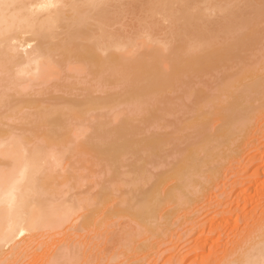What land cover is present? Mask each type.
<instances>
[{"label":"bare ground","instance_id":"obj_1","mask_svg":"<svg viewBox=\"0 0 264 264\" xmlns=\"http://www.w3.org/2000/svg\"><path fill=\"white\" fill-rule=\"evenodd\" d=\"M115 1L121 2L116 5L119 9L124 0H0V106L6 105L7 96L11 95L8 93L9 90L13 95L14 93L25 95L29 91L32 92L30 88L34 85L46 86L48 82L55 83L63 75L74 78L90 76L89 80L93 79L98 83L96 87L99 91L110 90L109 86L116 89L114 85L117 83L118 88L122 85L124 91L122 94L126 99L122 102L126 103L123 109H120L121 106L118 107L119 102L115 98L118 104L105 102L106 98L115 96L110 91L109 95L105 93L104 97H101L102 95L96 97L104 98L105 101L98 100L87 104L90 106L86 107V111L92 118L94 117L92 115L109 114L110 121L115 122V125L105 121L110 125L105 126L104 122L96 121L95 117L92 126L84 123V120L75 121L71 125L69 122L64 125L60 120H55L54 123L59 129L69 128L67 132L64 130L66 136L53 138L49 134H43L45 136L42 137L40 145L35 143L36 139L41 137L39 135L33 141L25 139L26 136L19 133H0V264H20L21 261H28L30 258L26 257L29 256L33 242L37 241L35 248L32 249L34 253L42 250L46 243L43 238L51 239L59 235H62V238L54 240L55 243L48 248L49 251H44L39 258L32 259L35 260L34 264H144L146 257L129 263L128 261L133 260V257L145 249L151 252L153 245L150 243L156 242L154 240L150 242L151 238L159 239L167 235L178 221L174 216H178V219L192 220L191 218L197 216L199 210L204 208L202 206L198 208L200 204L214 208L223 206L224 202L228 203L224 201L228 198L225 195L228 196L231 191L236 192L235 189L232 190L236 188L235 184L228 189L225 187L228 193L220 186L223 194L218 195L224 196H221L222 198L217 196L216 200L214 196L215 201L220 198L218 204L212 199L213 204H208L210 201L208 194L212 190H217L225 171L230 169L232 164H238L237 160L241 161L243 154H248L246 148L249 145L246 143L254 136L252 127L256 124V118L264 115V0H153L152 4L148 0L144 6L141 1L138 3L145 8L148 7L152 14L150 16H157V20L152 17L149 25L145 24L146 19L138 23L143 27L135 34L126 30V24L124 28L127 32L120 26L126 34L116 33L113 32L115 29H110L115 27L114 24L111 25L116 11L111 10L113 8L111 5ZM127 1L123 3L125 8L129 9ZM141 7L138 12L142 11ZM135 8L136 6L133 11ZM145 8L143 13L146 14L149 11ZM127 9L128 15L130 10ZM120 12L122 13L121 10ZM212 14L215 15L214 18L209 17ZM133 16L131 15L135 18ZM119 17L116 24L122 21V17L121 20ZM73 18L76 20L79 18L77 21L74 19L77 23L75 26L66 22L70 20L72 23ZM141 18L142 16L140 21ZM85 19L90 22L85 24L81 22L86 21ZM159 30L162 31L163 39L158 36ZM261 40L263 41L262 46L259 45L261 51H256L261 55L258 59L253 56V60L250 61L252 52L255 54ZM54 41L56 44L51 46L50 43ZM57 50H59L57 55L62 51L59 56L56 55ZM220 67L224 69L227 67L229 69H226L227 71L236 67V72L232 70L234 73L231 71L233 74L228 75L227 71L223 70L227 77L219 79L222 84L217 88V93L204 94L206 104L201 102V105L207 107L205 106L206 109L198 107L205 109L203 112L197 108L202 116L198 115L204 117L203 122L192 121V115L188 118L191 119L188 121L189 124L199 123L198 129H195L196 141H191L194 144L187 147L185 144L188 137L184 135L186 139L176 143L184 142L185 147L182 144L179 146L175 141L173 144L177 137L183 138L177 133L182 135L180 131L186 129L184 126L182 129L176 126L180 121L175 122L177 117H174V114H180L178 109L181 110L182 107L187 108L185 103H189V98L192 100L201 96L198 92H201L202 88H194L193 84L199 85V82L202 84L205 80L203 75H209ZM218 73L213 76L217 77ZM213 76L212 82L209 80V85L208 82L205 84L208 87L204 86L203 91L209 90L214 82ZM194 78H198V82ZM224 79L226 81H223ZM217 83L215 82L216 86L213 88L216 89ZM59 90L64 89L57 91ZM212 90L214 93V89ZM169 91L176 92L173 93L176 95ZM178 91H182L181 95L177 94ZM87 94L93 95L88 92ZM119 94L116 96H120ZM122 98L121 100H125ZM175 98L179 100H177L179 104ZM118 99L120 100L117 97ZM103 107H106L105 113L101 112ZM192 108L196 107L192 104ZM98 110L101 113H97ZM74 111L78 114L77 110ZM39 113L43 114L39 119L45 121L43 116L54 112L44 110ZM68 113L72 115V112ZM30 114L28 111L22 112L20 121L27 122ZM80 115L82 117V114ZM166 115H172L173 118L169 119ZM76 116L74 117L77 118ZM137 117H141L139 120L144 124L143 127L134 123ZM167 127H171V131L159 130ZM90 129L95 134L94 140H104L102 142L104 148H100L98 143H94L86 136ZM191 130L187 131L192 133ZM142 131H145L144 136ZM187 131L184 132L188 133ZM173 133H176L177 137L175 134L173 136ZM140 134L142 136L138 137ZM168 134L170 136H167ZM171 143L173 147H170L171 149L166 147L165 150L164 146L169 144L171 146ZM181 147L183 148L180 149ZM155 150L159 152L170 150V153H166L168 158L169 156L172 158H169L170 164L167 163L173 165L170 169L167 170V166L165 168L160 166L162 164L164 166L167 161L161 159L165 157L164 152L162 156L155 153ZM260 151H264V146ZM168 158L166 157L167 160ZM70 159H75L80 165L71 166L65 162ZM254 160L252 158L244 163L249 165ZM256 160L262 164L253 170L251 174L253 179H248V182L242 180L248 187L245 185L247 188L237 191L236 195L234 193V199L239 205L240 201L242 205L253 203L254 205H251L254 207L251 210L262 204L260 201L262 197L264 198V152ZM148 164L154 167L151 170L157 168H160L159 171L165 170L163 173L166 176L157 183L154 194H149V197L145 195L147 198L136 199V202L131 204L129 199L134 195L130 197L127 193H134L141 188L140 186L145 185L147 180L154 176L159 177L154 171V174H151L152 171L146 167ZM70 167L73 168L72 171ZM260 171L263 174V181L258 184L254 177L260 176ZM238 174L237 179L242 177ZM165 181L169 183L161 189L160 185ZM152 183L148 188L154 185ZM141 192L145 194L147 191ZM137 193L135 197L139 198L141 194L138 193L136 196ZM205 197L209 198L207 203L203 202L206 200ZM206 208V211L209 210ZM210 209L206 213L204 210V213L206 215L208 213V217L212 219L210 217L212 208ZM218 209H214L217 213H214L213 219L219 212L221 213L222 210ZM251 214L250 216H254ZM203 216L199 219H204ZM195 218L189 222L191 225L197 220V217ZM184 220H180L181 226ZM217 220L215 221L218 222ZM225 221L227 224V220ZM196 223L194 225L197 228L194 225L192 227L190 225V228H196L202 234L201 226L204 224L207 226L210 221L203 222L200 226ZM243 224L242 233L236 232L235 235H238L239 239L234 240L230 249L226 246L223 251L221 250L220 261L210 258L213 256L211 251L212 255L210 252L205 260L200 259L201 264H264V211L258 217L244 219ZM219 225L214 227L212 224L214 228L209 225V229H213L209 232L219 230ZM233 225L232 229L239 224ZM222 226L220 227L223 229L217 234L223 233L225 228ZM200 237L203 238L204 235ZM96 239L101 240L98 244L102 243V247H92L91 244ZM195 240L197 248L201 250L207 248L205 239ZM86 243L89 246H83ZM193 249L192 252L197 250L194 247ZM175 258L170 257L165 263L176 264Z\"/></svg>","mask_w":264,"mask_h":264},{"label":"rangeland","instance_id":"obj_2","mask_svg":"<svg viewBox=\"0 0 264 264\" xmlns=\"http://www.w3.org/2000/svg\"><path fill=\"white\" fill-rule=\"evenodd\" d=\"M142 1V4H143V6L145 5V3H147V1L148 0H134L133 2L132 1H127L128 3L126 4L127 6H128V8L129 9H127V8H125V0L122 2V4L120 5V8L118 9V7H116V5L117 4H119L118 2H120V1H115L112 5H111V7L113 6V8L111 9V7H110V9L111 10H116L115 11V13H114V19H113V21H112V23H111V25H115V27L113 28L111 25V27L112 28H110V29H115V31L113 30V32H116V33H118V32H123L124 30H125V28H124V25L126 24V30L129 32V33H133V34H135V33H137V31H139L143 26L142 25H139L138 23H140V22H142L143 20H145L144 22H145V24L147 25H149V21H151V18L152 17H154V19L157 17H155L154 15L151 17L150 15H152L151 14V12H150V10H149V8L148 7H146L147 9H148V13H143V12H145L143 9L145 8V7H143L142 6V4H139L140 2ZM150 1V3L152 4V2H153V0H149ZM152 1V2H151ZM154 1H156V0H154ZM135 2V3H134ZM139 2V3H138ZM121 3V2H120ZM135 4V6H136V8H135V10L133 11V8L135 7L134 6V4ZM149 3V2H148ZM133 4V5H132ZM138 6H137V5ZM147 5V4H146ZM118 6V5H117ZM134 6V7H133ZM143 7V9H142V11L141 12H138V11H140V7ZM148 6V5H147ZM141 7V8H142ZM150 7V6H149ZM117 8V9H116ZM145 8V9H146ZM126 9L127 10H130V12H128V15H127V11H126ZM120 10L122 11V13L120 12ZM114 12V11H113ZM117 12V13H116ZM119 12H120V14H119ZM135 12V13H134ZM137 12V13H136ZM130 13V14H129ZM139 13V14H138ZM117 14H119V15H117ZM133 14H136V16H135V18H132L131 17V15L133 16ZM143 14H145L146 15V18H144V16L145 15H143ZM115 15H117L116 17H115ZM126 15H127V17H126ZM120 16V17H119ZM133 16V17H134ZM142 16V18H141V21H140V17ZM118 17L120 18L119 20H121V17H122V21H121V23L119 24V23H117L116 24V22L118 21ZM209 17H211V18H214L215 17V15L214 14H212L211 16H209ZM124 18V19H123ZM128 18V19H127ZM130 18V19H129ZM144 18V19H143ZM150 18V19H149ZM74 19L75 18H73L72 19V23H71V21L70 20H66V22H68V23H70L72 26H75V25H77V23L74 21ZM134 19H136V20H134ZM76 20V19H75ZM77 20H79V18L77 19ZM76 20V21H77ZM86 21H81V22H83L84 24H85V22H88L89 20H87V19H85ZM124 20V21H123ZM133 20V21H132ZM155 20H157V18L155 19ZM131 21V22H130ZM90 22V21H89ZM134 22V23H133ZM127 23H130V24H132L131 26H130V24H127ZM154 22H152V24H153ZM81 25H83V24H81ZM263 25V24H262ZM261 25V26H262ZM120 26H123V29H120V28H122V27H120ZM130 26V27H129ZM137 27V28H136ZM128 28H130V29H128ZM161 28V27H160ZM123 30V31H122ZM125 30V31H126ZM132 30V31H131ZM126 31V32H127ZM134 31V32H133ZM126 32H123V33H125L126 34ZM159 34H158V36H161V34H162V31H160L159 30ZM161 39H163L162 38V36L160 37ZM263 41L261 40V42L257 45L258 47V49H255V54H253V52H252V57H251V59H250V61L251 60H253V56H255V57H257V59L259 58V56L261 55V54H257V50H259V45H261V43H262ZM264 43V42H263ZM50 44H52L51 46H54V44H56V41H54L53 43H50ZM49 44V45H50ZM262 46V45H261ZM261 48V47H260ZM58 51L59 50H57L56 51V55H57V53H58ZM257 51V52H256ZM259 51H261V50H259ZM61 52L62 51H60L59 52V54L57 55V56H59L60 54H61ZM250 52H247V54H249ZM262 53V52H261ZM256 54H257V56H256ZM56 55H55V57H56ZM254 60H255V58H254ZM235 68L236 67H234L233 69H231V71L232 70H234L235 71ZM226 69H227V67H226ZM224 69V68H221L220 67V69H218V70H216V71H214V72H210V74L209 75H203V77H204V79L205 80H203L204 82L202 83V84H200V82H199V85H198V83H195V84H193L194 85V88H199V87H201L202 89H200L201 90V92H198V95H201V96H199L198 98L200 99V97H202V96H204V94H208V95H210V94H216L217 93V88H219L221 85L220 84H222V82H220L223 78H225L224 76H226L227 77V75L226 74H228V75H231V74H233L231 71H227V70H229V69ZM238 69V68H237ZM221 72H220V71ZM226 70L227 72H226V74H225V72L224 71ZM216 72L218 73V72H220V73H218L217 74V77H214L215 75H216ZM229 72V73H228ZM236 72V71H235ZM215 74V75H214ZM225 74V75H224ZM214 75V76H213ZM218 75H220V77L218 76ZM212 76H213V80H214V82L210 85V87H209V90L208 89H206L205 91H203L204 90V86H205V84H207V82H208V85H209V80L212 82ZM68 76H66V75H63V77L60 79V80H57L55 83H49L48 82V84L46 85V84H44V85H46V86H43V85H34L32 88H30V90H32V92L31 91H29V92H27L25 95H24V93L23 94H20V95H15V93H14V95H13V92L11 91L10 92V90L8 91V93L9 94H11V95H9V96H7V102H6V105L5 106H0V133L1 134H3L4 132H12V133H14V134H23L24 136H26L25 137V139L27 138H29V140H35L37 137H39V136H41L40 138H38V140L36 139V141H35V143H37L38 145H40V142L42 141V137L43 136H45V135H48L49 134V136L50 137H53V138H64L65 136H66V132H67V130H69V128L68 127H66V128H60L59 129V127L56 125V123H54V121L56 120H60V122L61 123H63L64 125H66L68 122V124H72L73 122H75V121H82V120H84V123H86L87 125H93V121L94 120H96V121H101V122H104V125L105 126H110V125H107L106 124V122L105 121H107L108 123H112V125H115L116 123L115 122H111L110 120H111V117L110 116H108L107 114H102V115H92V116H94L93 118L91 117V114L90 113H87V111H86V109L88 108V106H90V105H87L88 103L90 104V103H92V102H95V101H98V100H101V101H105V99L104 98H96V97H100V95H102L101 97H104V96H106V94H108L110 91H112V92H110V93H112L113 95H118L119 93V95L120 96H112L111 98H106L107 99V101H105V102H111V103H113V102H116V101H118L119 102V105H118V107H120L121 106V108L120 109H123V107H126L125 105H126V103H122V102H125L126 101V99H125V95L124 94H122L124 91H122V85H120V87L121 88H118L119 87V85L117 86V83H116V85H114V87L116 86V89L115 88H113V86H109V89L110 90H105V91H99L98 89H97V85H96V81L95 80H89V78L88 77H90V76H88V77H82V78H74V77H68V79H66ZM219 77V78H218ZM91 78V77H90ZM215 78H218V79H215ZM77 79H79V80H77ZM219 79H221V80H219ZM63 80H65V81H63ZM88 81V82H85V81ZM194 80L196 81V82H198V78H194ZM202 80V79H201ZM208 80V81H207ZM219 80V81H218ZM68 81V82H67ZM94 81H95V84H94ZM223 81H226V79H224ZM52 82H54V81H52ZM62 82H64V84L62 83ZM74 82V83H73ZM76 82V83H75ZM210 82V83H211ZM215 82H218L217 83V87H216V89L215 88H213L214 87V85H215ZM57 84V85H56ZM63 84V85H62ZM69 84V85H68ZM98 84V83H97ZM120 84V83H119ZM56 85V86H55ZM61 85V86H60ZM86 85H87V87H86ZM91 85V86H90ZM40 86V87H39ZM58 86V87H57ZM62 86H65V88L64 87H62ZM83 86H85L83 89H82V87ZM216 86V85H215ZM35 87V88H34ZM206 88L208 87L207 85L205 86ZM44 88V89H43ZM54 88V89H53ZM64 89L63 91H60L59 90V92L57 91L58 89ZM68 88V89H67ZM79 88V89H78ZM57 89V90H56ZM67 89V90H66ZM74 89V90H73ZM96 89V90H95ZM121 89V90H120ZM212 89H214V93H213V90ZM52 90V91H51ZM56 90V91H55ZM198 90V89H197ZM212 90V91H211ZM37 91V92H36ZM96 93H95V92ZM206 91H207V93H206ZM34 92V93H33ZM48 92V93H47ZM79 92V93H78ZM87 92L88 93H90V94H93L92 96L91 95H89V94H87ZM169 92H171V91H169ZM169 92H167V95H168V93ZM181 92L182 91H178V93L177 94H179L180 93V95H181ZM205 92V93H204ZM50 93H52V94H50ZM74 93V94H73ZM101 93V94H100ZM106 93V94H105ZM172 94L173 93H176V92H171ZM170 93V94H171ZM34 94V95H33ZM50 94V95H49ZM63 94V95H62ZM73 94V95H72ZM77 94V95H76ZM170 94H169V97H170ZM171 94V95H172ZM203 94V95H202ZM61 95V96H60ZM69 95V96H68ZM74 95H75V97H74ZM109 95V94H108ZM173 95H176V94H173ZM28 96V97H27ZM53 96V97H52ZM59 96V97H58ZM73 96V97H72ZM79 96V97H78ZM51 97V98H50ZM56 97V98H55ZM70 97H71V99H70ZM87 97V98H86ZM117 97L118 98H120V100L118 99L117 100ZM121 97H123L122 99H125V100H121ZM205 97L206 96H204V98H202V99H198V98H194L193 96H192V98H194V99H192L191 100V98H187L189 101V105L188 104H186L185 103V105H187L186 107L187 108H185V107H182V109L181 110H187V111H189V112H186L185 111V113H184V111H181V110H179L178 109V111L179 112H181L180 114H174L175 116L174 117H177V120L175 121L176 123H177V121H180V122H178V124H176V126H178V127H180L181 129H182V127L184 126V127H186V129L187 130H189V129H192L191 131H192V133L189 131H187L186 129L184 130V128H183V130L184 131H187L188 133H186V132H184L183 130H181L180 132H182V135L178 132L177 134H178V136L179 137H183V138H178L177 137V134L176 133H173V136H174V134L176 135V139H174L173 140V144H174V141H175V143H176V141H179V140H185L186 138H184V135L186 136V137H188L187 138V141H186V143L188 144H185V146H187V147H190L191 145H193L192 144V142H195L196 141V139H194L195 138V136H197V132L195 131V129H198V125H199V123H201V122H203V119H204V117L203 118H201L200 116H202L200 113L201 112H199V111H204L205 109H206V107H207V105H205L204 107L201 105L203 102V104H206V100L204 101V99H205ZM13 98H14V101H13ZM18 98V99H17ZM25 98V99H24ZM29 98V99H28ZM70 100H69V99ZM74 98L76 99V101H78V103H75L76 101H74ZM91 98H92V101H90L91 100ZM96 98V99H95ZM114 98L116 99V101L114 100ZM174 98V97H173ZM68 99V100H67ZM89 99V100H88ZM109 99V100H108ZM176 99V103L177 104H179L180 102H178L179 100L177 99V98H175ZM174 99V100H175ZM186 99V98H185ZM184 99V100H185ZM198 99V100H197ZM85 100H87V101H85ZM178 100V101H177ZM182 100V99H181ZM201 100H203V101H201ZM90 101V102H89ZM186 101V100H185ZM199 101V102H198ZM9 102V103H8ZM17 104H15V103ZM54 102V103H53ZM62 102V103H61ZM72 102V103H71ZM82 102V103H81ZM187 102V101H186ZM202 102V103H201ZM53 103V104H52ZM70 103L72 104V105H70ZM110 103V104H111ZM117 103V102H116ZM190 103H191V105H190ZM69 104V105H68ZM75 104V106L74 107H76V105H77V107H76V109L73 107V105ZM118 104V103H117ZM192 104H193V107H196L195 109H193L192 108ZM19 105V106H18ZM64 105V106H63ZM79 105V106H78ZM82 105V106H81ZM196 105H198V106H196ZM70 106V107H69ZM201 106V107H200ZM22 107V108H21ZM24 107V108H23ZM58 107V108H57ZM73 107V108H72ZM81 107H83V109L81 108ZM87 107V108H86ZM180 106H178V108H179ZM198 107H200V108H205L204 110L203 109H200V108H198ZM28 108H30V110L28 109ZM48 108V109H47ZM104 109H102L101 110V112H103V113H105V108L106 107H103ZM181 108V107H180ZM188 108H190V109H188ZM199 109V111H198V109ZM62 109V110H61ZM67 109H69V110H67ZM71 109V110H70ZM8 110V111H7ZM12 110V111H11ZM50 111V110H53V112L55 113H51V114H45L44 116H43V119L45 120V121H41L40 119H39V117H41L42 118V113H39V111ZM65 110V111H64ZM73 110H77L78 111V114H76L77 112L76 111H74L73 112ZM79 110H81V111H79ZM192 110H195V111H192ZM196 110L198 111V112H196ZM24 111H28V114H30V115H28V121L27 122H21L20 121V119H19V117H20V114H22V112H24ZM56 111V112H55ZM63 111H64V113H63ZM70 111V112H72V115H71V113H68V112ZM85 111V112H84ZM81 112V113H80ZM96 112V111H95ZM95 112L93 113V114H95ZM100 112V110H98V112L97 113H99ZM100 112V113H101ZM14 113V114H13ZM183 113V114H182ZM195 113H197V114H195ZM42 114V115H41ZM80 114H82V117H81V115ZM198 114H200V116L198 115ZM203 114V113H202ZM41 115V116H40ZM53 115V116H52ZM77 115V116H76ZM80 115V117H78ZM122 115V114H121ZM120 115V119L122 118V116ZM192 115V116H191ZM70 116L72 117V118H70ZM74 116H76L77 118H75ZM101 116H102V118H101ZM148 116V115H147ZM169 119L171 118H173L172 117V115L170 116V115H166ZM190 116H191V119H193L192 121H194V122H198V120H200L199 121V123H188V121H190L191 119H189L188 120V118H190ZM204 116V115H203ZM3 117V118H2ZM10 117V118H9ZM46 117V118H45ZM48 117V118H47ZM84 117V118H83ZM180 117H181V120H180ZM207 117V116H206ZM209 117H210V115H209ZM74 118H75V120H74ZM80 118V119H79ZM83 118V119H82ZM90 118V119H89ZM98 118H100V120L98 119ZM109 118V119H108ZM139 118H141V117H137L136 119H134V123H136V125H138L139 124V126L140 127H143L142 125H144L143 123H141L140 122V120H139ZM198 118V119H197ZM208 118V117H207ZM16 119V120H15ZM19 119V120H18ZM67 119V121H65ZM76 119H78V120H76ZM119 119V118H118ZM117 119V120H118ZM167 119V118H166ZM175 119V118H174ZM31 120V121H30ZM33 120V121H32ZM51 120V121H50ZM185 120V121H184ZM40 121V122H39ZM48 121V123H46ZM95 121V122H96ZM187 121V122H186ZM191 121V122H192ZM3 122V123H2ZM29 122V123H28ZM35 122H37L36 124H35ZM51 122V123H50ZM27 123V124H26ZM115 123V124H114ZM138 123V124H137ZM182 123H185V124H182ZM255 125L252 127V131H253V134H254V136L253 137H251V139H250V142L249 143H246L247 145H249V147L248 148H246V150L248 151H246L248 154H250V155H248V154H243V156H242V158H241V161H239V160H237L238 161V164L236 163H234V165L232 164V166H231V168L233 169H228L227 171H225L226 173L224 174V177L220 180V184L218 185V187L216 188L217 190H212L208 195H209V197H210V201H211V199H212V201H214L215 202V204H218V200H220V198H218V200L217 201H215L216 199H217V196L218 197H221V196H224V195H221V194H223V193H221L222 192V189H221V187H226L227 189H228V187L229 186H231V187H234L235 185H237L236 186V188H233L232 190H234V191H241L242 189H244V187H245V183H243V181L242 180H247V182H248V179L249 180H252L253 179V177L251 176V174H253V170L255 169V168H257L260 164H262L261 163V161H259V160H256L257 158L259 159V155L262 153V152H264V151H260V149L262 148V146H264V115H260V116H258L257 118H256V121H255ZM25 124V125H24ZM24 125V126H23ZM29 125H30V127H29ZM56 125V126H55ZM111 125V126H112ZM197 125V126H196ZM3 126V127H2ZM13 126V127H12ZM28 126V127H27ZM104 126V128H106ZM16 128V129H15ZM18 128H20V129H18ZM57 128V129H56ZM189 128V129H188ZM32 129H33V131H32ZM169 129V131H171V127H167V128H165V129H161V128H159V130H166L165 132H167V130ZM19 130V131H18ZM24 130V131H23ZM56 130V131H55ZM66 132H65V131ZM151 130H153V129H151ZM158 131V130H157ZM41 132V133H40ZM53 132V133H52ZM63 132V133H62ZM160 132H163V131H160ZM86 133H88L86 136H89V138H91V140L94 142V143H98L99 144V147L100 148H104V146H103V141L104 140H99V139H95L94 140V138H95V134L93 133V130H89L88 132H86ZM92 133V134H91ZM142 133V135L144 136L145 135V131H142L141 132ZM194 133V134H193ZM43 134H45V135H43ZM55 134V135H54ZM91 134V135H90ZM190 134V135H189ZM192 134V135H191ZM37 135H39V136H37ZM52 135V136H51ZM57 135V136H56ZM63 135V136H62ZM141 134L138 136V137H140V136H142ZM94 136V137H93ZM167 136H170V134H168ZM191 138V139H190ZM192 141V142H191ZM184 143V142H183ZM183 143L182 142H180V143H176V144H178L179 146H181L180 144H182L183 145ZM41 144H42V142H41ZM172 144V143H171ZM173 144L170 146V144L168 145V146H164L165 147V150H166V147L167 148H172L173 147ZM101 145H102V147H101ZM184 146V145H183ZM184 146V147H185ZM163 147V148H164ZM175 147H176V145H175ZM178 147V146H177ZM176 147V148H177ZM186 147V148H187ZM170 148V149H171ZM179 148V147H178ZM183 147H181L180 149H182ZM248 149H251L250 151L248 150ZM162 150H164V149H162ZM164 150V151H165ZM168 150V149H167ZM163 151V152H164ZM170 151V150H169ZM164 152V155H165V157L163 156V152L162 151H158V150H155V153H158V154H161L162 156H163V158H161L162 160H166L167 162L166 163H164L165 165L163 166V164L162 165H160V166H162L163 168H165L166 166V169L168 170V168L170 169L173 165H168L167 163H169V161H171L169 158H171L170 156H169V158H168V156H166V153H170V152ZM98 157H100V155L98 156ZM166 157L168 158V160L166 159ZM252 158H254L255 160H254V162H252L251 161V163L252 164H249V165H246V163H244V161H246V160H249V159H252ZM76 159V158H75ZM75 159H70V160H68V161H65L66 163H69V165H71V164H74L75 166L77 165H80V163L78 164V163H76L75 162ZM172 159V158H171ZM66 163H64V164H66ZM242 163V164H241ZM170 164V163H169ZM72 166V165H71ZM237 166V167H236ZM146 167H148V169H150L151 170V168H154V167H152V164H148V165H146ZM161 167V168H162ZM247 167V168H246ZM72 167H70L69 169H70V171H72V169H71ZM156 168V167H155ZM124 168H122V170H123ZM160 170V168L158 169H152L151 171V174L153 173V171L154 172H156L157 174H155L156 176L157 175H159V177L158 178H155V176L153 177V175H152V177L153 178H151L149 181L147 180L144 184L145 185H147L146 187H144L145 185H143V186H140L141 188L138 190V191H135L134 193H127L129 196L130 195H134V196H132L133 198H131V199H129V200H131L130 201V203L131 204H134L135 202H136V199H144V198H147V197H149L150 195H152V194H154V191L156 190L155 188H156V185H157V183L158 182H160L162 179H163V177H165L166 176V174L164 175V171H159ZM229 170H232V172L230 171L229 172ZM236 171V172H235ZM238 171V172H237ZM240 171V172H239ZM263 171V170H262ZM262 171H260V176H257V178H256V176L254 177V179L256 180V182H258V184L261 182V181H263V178H262ZM160 172H161V174H160ZM235 172V173H234ZM162 173H163V175H162ZM239 173V174H238ZM154 174V173H153ZM240 175V176H242L241 178H239V179H237V176L236 175ZM259 174V173H258ZM257 174V175H258ZM240 176H238V177H240ZM254 176V175H253ZM155 179H157L156 181H153V180H155ZM239 180V181H238ZM240 181H242V183L240 182ZM151 182H153L154 183V185H151V188L149 187L148 188V186L150 185V183ZM167 181H165V182H163L160 186V188L161 189H164L166 186H167V184L169 183V182H167ZM240 183V185H239V183ZM148 183V184H147ZM152 183V184H153ZM237 183V184H236ZM165 184V185H164ZM233 184H235L234 186H233ZM163 185V186H162ZM221 186V187H220ZM247 187H248V185H246ZM259 186V185H258ZM220 187V188H219ZM231 187L229 188V191H230V189H231ZM247 187H245V188H247ZM253 188L255 187V186H252ZM148 188V189H147ZM219 188V189H218ZM223 189L224 191H226L227 189ZM259 188V187H258ZM142 190H144V192H146L145 194L143 193V192H141ZM150 190V191H149ZM221 190V191H220ZM252 190H254V189H251V191ZM258 191H261V190H258ZM136 192H138L139 193V195L141 194V196H139V198L138 197H135V194H136ZM227 192V191H226ZM236 192H234L235 193V195H236ZM262 192V191H261ZM138 193H137V195L136 196H138ZM218 193H221L220 194V196L218 195ZM228 193V192H227ZM234 193L231 191V192H229V194H228V196H227V194L226 193H224V194H226L225 196L226 197H228L227 199L225 198V200L224 201H227L228 203L226 204V202H224V204H223V206L225 207H228V208H222L221 209V207H223V206H216L215 208L214 207H210V206H206V207H208V209L209 210H211L210 208H212V211L210 212V214L212 215V216H210L212 219H213V215H214V213H217L216 211H214V209L215 210H219L218 208H220L222 211H221V213L219 214L218 213V215H216V217L212 220V219H210L209 217H208V213H207V215L205 214L207 211H209V210H205V209H207L206 207H205V205L202 203V204H200L199 206H198V208L200 207V206H202V207H204V208H201L200 210H199V212L197 213V216H195V217H197V220L191 225V223H189V222H191L195 217H193V218H191L192 220H188L187 221V219L186 220H184V219H182V218H177L176 216H174L175 218H176V220H178L177 222H175V221H173V222H175V227L174 228H172V229H170V232L167 234V235H165V236H162V237H159V239H157V237H152L151 238V240H150V242H153L152 240H154V241H156V242H153V243H150L151 245H153L151 248H152V251L151 252H147V251H150V250H147V249H145V250H143V251H141V252H139V254H137V256H135V257H133L134 259L132 260H129L128 261V263L130 262V261H134V260H139V259H141V258H143V257H146V258H144V264H166L165 262H166V260L168 259V258H170V257H176L175 259H176V264L178 263V264H201V258H202V261L203 260H205L206 258L205 257H207L208 255H210V252L212 251L213 252V256H211L210 258H212L213 257V259H216L217 261L219 260H221V256H222V249H224L226 246L230 249L231 248V246L234 244V240L237 238V239H239V236L237 235V236H235L237 233H242V231H243V229H244V219L245 220H249V218L251 219H253V217H258V215H260V213L261 212H263L264 211V205H263V203H264V198L262 197L261 198V201H260V203L262 202V204H258V206H257V208L256 209H254V210H251V209H253L252 207H254L253 205V203H249L248 202V204L246 203L245 205H242V201H240V203H241V205H239L238 204V202H236V200L234 199L235 197V195H234ZM126 194V196H128ZM150 194V195H149ZM211 194V195H210ZM231 194V195H230ZM147 196V197H144V196ZM208 195H207V197H208ZM214 196L216 197L215 198V200H214ZM233 196V197H232ZM212 197V198H211ZM230 197V198H229ZM222 198V197H221ZM133 199H135L134 201H132ZM205 199L207 200H205V201H203V202H205V203H207L209 200L205 197ZM246 199V198H245ZM235 202H234V201ZM113 201H116V199H113ZM208 202V204L210 203V204H213V202L211 201V202ZM217 202V203H216ZM231 203V204H230ZM235 204H238V205H236L238 208H235L236 206H234ZM251 204H253V205H251ZM249 205V206H248ZM213 206V205H212ZM234 206V207H233ZM218 207V208H217ZM233 208H235V209H237L236 211H234L235 209H233ZM240 208H241V210H240ZM243 208V209H242ZM244 208H245V210H244ZM203 209V210H202ZM223 209L225 210V211H223ZM226 209H228V210H226ZM233 209V210H232ZM262 209V210H261ZM204 210H205V213H204ZM231 210V211H230ZM239 210V211H238ZM243 210V211H242ZM201 211V212H200ZM203 211V212H202ZM229 213V214H225V213H227V212ZM258 211V212H257ZM239 212L241 213V214H239ZM251 212H253L252 214L254 215V216H250V214H251ZM202 215L203 213L205 214L203 217H204V219L203 218H201V219H199V217H202V216H199L200 214ZM250 213V214H249ZM199 214V215H198ZM224 214V216H222ZM251 214V215H252ZM219 215H220V217H219ZM245 216H247V218L245 217ZM173 217V218H174ZM208 217L210 220V223H208L207 222V220H208V218H207V220L205 221V219ZM221 217H223L222 218V221H221ZM174 218V219H175ZM217 218H218V220L220 221H218L217 220ZM238 218V219H237ZM196 219V218H195ZM242 219V220H241ZM124 220H125V218H124ZM171 220H173V219H171ZM180 220H184V222L186 221V223H182V226H181V221ZM202 222H201V221ZM212 220V221H211ZM215 220H217L218 222H216ZM225 220H227V224H226V221ZM234 220H235V222H234ZM238 220H240V221H238ZM121 221H122V219H121ZM200 223H199V222ZM179 222V223H178ZM188 222V223H187ZM196 222H198V223H196ZM203 222L204 223H208L209 225H211L212 226V224H213V226L215 227V226H218L219 224V230H216V232L215 231H210L209 232V230H213L212 228H214L213 226H212V228L211 229H209L210 228V226L207 224V226L204 224V225H202L203 224ZM211 222H213V223H211ZM214 222H216L215 224H214ZM223 222H224V225L222 226V224H223ZM197 224V225H202L201 227H202V229H200L199 227V229H200V231H203V235H204V237L203 238H201L200 236L202 235V234H200V232H199V230L198 229H196L197 228V226H195L194 224ZM217 223H218V225H217ZM233 224H241L240 226L238 225V227H237V225H235V228L234 229H232L233 227H234V225ZM190 225H191V227L194 225L196 228V230L195 229H192V228H190ZM189 226V227H188ZM220 226H222V227H224L225 229L222 231L223 233H218V234H221V235H218L217 234V232H219L220 231V229H221V227ZM177 227V228H176ZM187 227H188V229H187ZM241 227V228H240ZM114 228V227H113ZM204 228V229H203ZM223 229V228H222ZM221 229V230H222ZM238 231H237V230ZM191 230V231H190ZM205 230V231H204ZM235 230V231H234ZM240 230V231H239ZM181 231V232H180ZM188 231H189V233H188ZM208 231V233H206ZM187 232V233H186ZM191 232V233H190ZM199 232V233H198ZM225 232V233H224ZM237 232V233H236ZM174 233V234H173ZM186 233V234H185ZM205 233V234H204ZM179 234V235H178ZM183 234V235H182ZM193 235V236H192ZM178 236V237H177ZM182 238H181V237ZM220 236V237H219ZM60 237V238H59ZM177 237V239H175ZM180 237V238H179ZM199 237V238H198ZM219 237V238H218ZM57 238H59V239H61L62 238V235H59V236H57V237H53V238H51V239H48V237H45V238H43V241L44 242H46L44 245H43V248H42V250L40 251H34V253L32 252V249L33 248H35L34 246L36 245V243H37V241H35V242H33L32 244H31V251H29V256L28 257H26L27 259L28 258H30L28 261H21V263L20 264H24V263H26V264H34V261L32 260V259H37V258H39L41 255H43L45 252L44 251H49V247L53 244V243H55V241L54 240H56ZM154 238V239H153ZM162 238V239H161ZM174 238V239H173ZM179 238V239H178ZM48 239V240H47ZM161 239V240H160ZM195 239H198V240H201L202 241V239L204 240H206V241H204L205 243H206V249H200V248H197V245L196 244H194V241H196ZM41 240V239H40ZM58 240V239H57ZM103 240V239H102ZM158 240V241H157ZM53 241V242H52ZM78 241H81V240H78ZM98 241H100L101 242V240H98V239H96V241L94 240L93 241V243L91 244L92 245V247L93 248H98V247H102V243L101 244H98ZM200 241V242H201ZM51 244H50V243ZM99 242V243H100ZM103 242V241H102ZM211 242V243H210ZM218 242V243H217ZM49 243V244H48ZM196 243V242H195ZM48 244V245H47ZM154 244H155V247H154ZM218 244V245H217ZM220 244V245H219ZM47 245V246H46ZM90 245V246H91ZM195 245V246H194ZM45 246V247H44ZM83 246H89V244L88 243H86V244H84ZM224 246V247H223ZM154 247V248H153ZM175 247V248H174ZM193 247L195 248V250L196 251H194V252H192V250H194L193 249ZM209 247V248H208ZM216 247V248H215ZM150 248V249H151ZM173 248V249H172ZM214 248V249H213ZM221 248V249H220ZM149 249V248H148ZM155 249V250H154ZM173 251H172V250ZM147 250V251H146ZM191 250V251H190ZM222 250V251H221ZM155 252L157 253V254H155ZM212 252H211V255H212ZM154 253V254H153ZM173 253V254H172ZM192 253V254H191ZM35 254V255H34ZM150 256V257H148L147 258V256ZM181 256V257H180ZM215 257V258H214ZM26 258H24V260H26ZM179 258V259H178ZM209 258V257H208ZM207 258V259H208ZM209 258V259H210ZM145 259L147 260V261H145ZM31 261H33V262H31ZM178 261V262H177ZM39 263V262H38ZM41 263H43V262H41ZM37 264V263H36Z\"/></svg>","mask_w":264,"mask_h":264}]
</instances>
